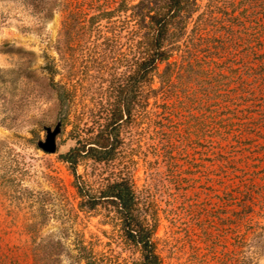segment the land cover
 Masks as SVG:
<instances>
[{
  "label": "rangeland",
  "instance_id": "rangeland-1",
  "mask_svg": "<svg viewBox=\"0 0 264 264\" xmlns=\"http://www.w3.org/2000/svg\"><path fill=\"white\" fill-rule=\"evenodd\" d=\"M60 28V14L37 31L34 21L18 6L0 2V143L4 145L0 177L7 175L12 164L17 168V181L29 190L9 191L0 186V257L3 264H32L31 238L25 226L37 222L45 224L41 235L46 240L61 243L57 250L41 251L59 264H84L78 263L74 250L81 240L99 258H108L112 264H133L140 252L114 225V207L102 203L94 211L78 212L81 199L74 187L76 177L59 160V155L76 145L75 137L91 138L105 124L104 109L116 101V91L105 93L104 89L110 82L115 88L122 83L125 63L120 51L115 52L108 75L100 60L79 61V78L71 81L54 47ZM252 48L254 52L245 61L232 60V71L263 77L248 80L255 88L254 96L232 108L234 119L227 128L213 101L212 115L210 111L196 114L206 121L208 138L197 140L192 135L183 141L189 115L167 107L160 117L170 164L163 162L154 175L143 160L134 158L136 164H127L128 157L114 163L88 159L76 169L95 190L120 173L132 176L136 191L159 210L153 241L161 264H239L242 256L264 264V231L254 236L253 230L257 222L264 226V89H260L264 84V30ZM45 54L56 63L54 82L76 85L68 113L61 112L50 86ZM238 83L230 90L238 91ZM59 122L62 132L57 152L46 154L38 142L45 140L46 128ZM176 129L178 133L173 134ZM39 199L47 203L44 212L34 203ZM244 214L248 217L240 224Z\"/></svg>",
  "mask_w": 264,
  "mask_h": 264
},
{
  "label": "trees",
  "instance_id": "trees-1",
  "mask_svg": "<svg viewBox=\"0 0 264 264\" xmlns=\"http://www.w3.org/2000/svg\"><path fill=\"white\" fill-rule=\"evenodd\" d=\"M0 2L18 6L34 21L37 31L60 14L61 28L54 47L71 81L79 78V61L91 58L103 62L104 73L110 75L114 53L120 51L125 72L117 88L112 82L105 86V93L116 91V101L107 103L104 109L105 124L91 138L75 137L76 145L59 155V160L76 177L74 187L81 199L77 211L91 212L102 203L111 204L114 225L140 252L139 260L133 264H161L153 241L159 210L136 191L132 176L120 173L95 190L77 175L76 169L88 159L114 163L128 157L127 164H136L134 158L143 160L154 175L163 162L170 164L160 117L167 107L174 106L189 115L184 131L190 133H186L183 141L192 135L197 140L208 138L206 121L196 114L210 111L212 115L213 101L227 128L234 119L232 108L254 96L255 88L247 84L248 80L263 77L259 73L232 71V60L245 61L254 52L252 44L264 30V0H138L134 4L128 0ZM45 60L44 70L50 75V86L57 94L61 112L68 113L76 85L54 82L56 63L47 54ZM235 81H239L238 91L233 92L230 87ZM260 89H264V84ZM176 133L177 129L173 134ZM3 146L0 143V155L4 153ZM16 169L10 164L7 175L0 177V186L9 191L28 192L22 181H17ZM56 185L64 189L63 185ZM172 199L176 202V196ZM34 203L45 211L44 199ZM247 217L244 214L239 223L243 224ZM44 228L45 224L37 222L25 226L31 238L32 264H59V260L41 254L61 246L60 242L53 243L41 235ZM253 230L255 236L264 231V226L257 222ZM74 250L78 263L112 264L108 258L97 257L82 240L75 243ZM239 259V264H254L249 256ZM0 264H3L1 257Z\"/></svg>",
  "mask_w": 264,
  "mask_h": 264
},
{
  "label": "water",
  "instance_id": "water-1",
  "mask_svg": "<svg viewBox=\"0 0 264 264\" xmlns=\"http://www.w3.org/2000/svg\"><path fill=\"white\" fill-rule=\"evenodd\" d=\"M62 132V124L59 122L54 128H46V138L38 142V147L46 154H55L58 149L57 139Z\"/></svg>",
  "mask_w": 264,
  "mask_h": 264
}]
</instances>
